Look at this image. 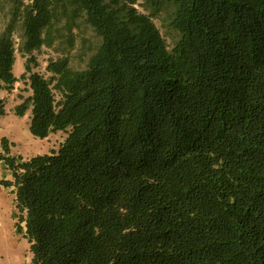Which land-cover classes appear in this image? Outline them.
I'll use <instances>...</instances> for the list:
<instances>
[{"label": "trees", "instance_id": "trees-1", "mask_svg": "<svg viewBox=\"0 0 264 264\" xmlns=\"http://www.w3.org/2000/svg\"><path fill=\"white\" fill-rule=\"evenodd\" d=\"M137 6L0 0V92L15 36L59 54L15 112L68 136L4 183L31 264H264V0Z\"/></svg>", "mask_w": 264, "mask_h": 264}, {"label": "rangeland", "instance_id": "rangeland-1", "mask_svg": "<svg viewBox=\"0 0 264 264\" xmlns=\"http://www.w3.org/2000/svg\"><path fill=\"white\" fill-rule=\"evenodd\" d=\"M141 3L143 0H138L137 8L142 12ZM155 21L168 43H171V38L162 27V22ZM14 39L16 48L14 75L19 81L10 89L0 92V98L3 99L6 109V115L0 121V264H31L30 243L25 235V226L20 224L17 216L15 196L11 189L4 185L5 182L13 180L9 160L27 161L38 155L58 152L68 134L58 132L45 139L37 138L30 131V111L24 117L16 115V107L31 95L28 80L21 78L26 71V65H30L32 72L47 76L48 61L56 59L59 54L57 48L43 47L31 55L23 56L18 51L20 39L17 36ZM73 55H75L73 58L75 63L81 60L82 54L77 53V50Z\"/></svg>", "mask_w": 264, "mask_h": 264}]
</instances>
